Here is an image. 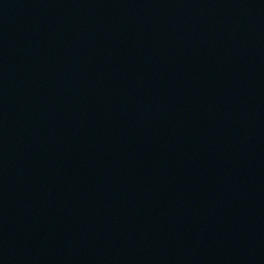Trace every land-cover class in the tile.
Segmentation results:
<instances>
[{
  "label": "water",
  "instance_id": "water-1",
  "mask_svg": "<svg viewBox=\"0 0 264 264\" xmlns=\"http://www.w3.org/2000/svg\"><path fill=\"white\" fill-rule=\"evenodd\" d=\"M0 264H264V0H0Z\"/></svg>",
  "mask_w": 264,
  "mask_h": 264
}]
</instances>
